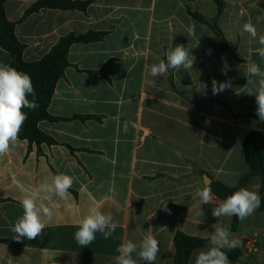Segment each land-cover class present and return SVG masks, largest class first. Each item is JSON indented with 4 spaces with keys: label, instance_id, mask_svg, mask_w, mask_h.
<instances>
[{
    "label": "crops",
    "instance_id": "obj_1",
    "mask_svg": "<svg viewBox=\"0 0 264 264\" xmlns=\"http://www.w3.org/2000/svg\"><path fill=\"white\" fill-rule=\"evenodd\" d=\"M37 1L4 4L25 62L40 60L70 34L104 36L69 48V65L48 108L57 119L38 123L55 143L20 140L0 156V264H115L119 244L132 240L139 245L149 231L160 244L155 264H175L176 233L209 240L219 222L212 209L221 200L213 194L210 204L201 205L200 216L196 190L213 181L235 186L247 173L243 137L251 130L264 132L250 115L257 104L255 95L247 94L254 86L245 76L249 63L264 70L256 52L261 46L258 38L240 35L249 21L264 34V19L256 20L264 17L262 0H221L216 24L235 54L224 51L213 31L188 13L211 20L217 14L215 0H93L84 11L45 8L21 20ZM193 22L191 35L187 28ZM177 44L196 57L192 70L169 69L152 77L149 67L166 62L165 52ZM222 58L229 66L226 75ZM11 61L0 47V64ZM213 79L232 86L214 95ZM197 82L207 84L206 95L195 91ZM59 173L76 178L68 204L55 213L43 236L17 241L11 229L23 212L20 198ZM256 183L261 185V179L253 176L245 187ZM90 207L110 212L118 227L111 238L97 233L92 244L80 247L74 239L76 221ZM231 225L232 217L221 218V226L242 241L233 249L240 256L231 264H264V212L256 209L239 220L235 231ZM250 238L257 240L256 251L245 245ZM200 249L186 264H195ZM133 257L138 259L136 253Z\"/></svg>",
    "mask_w": 264,
    "mask_h": 264
},
{
    "label": "clouds",
    "instance_id": "obj_2",
    "mask_svg": "<svg viewBox=\"0 0 264 264\" xmlns=\"http://www.w3.org/2000/svg\"><path fill=\"white\" fill-rule=\"evenodd\" d=\"M262 19L264 17H256L257 22ZM195 27V22H193L187 28V32L194 35ZM245 33L252 39L258 38L261 47L257 48L256 52L264 60V34H258L256 26L251 21L243 24L240 35L243 36ZM165 56L166 62L161 60L149 67L148 72L152 77L164 76L169 69L176 71L181 68L185 71L192 70L196 59L188 47L180 44L166 51ZM222 60L224 63L222 72L226 75L229 66L226 59L222 58ZM245 76L247 77V85L254 86L248 89L247 94L255 95L256 114L259 120L264 122V70L254 62L249 63ZM252 77L258 79L253 80ZM231 86L230 81L218 84L215 79L212 80L214 95ZM195 91L206 95L207 84L197 82ZM29 95L33 97L36 95L31 77L14 67L0 64V156H4L10 151V148L21 143L19 133L27 120V115L23 109L35 110L38 107L34 99L31 101L28 99ZM75 179L68 174H55L50 179L44 178L34 193L23 195L19 200L23 210L22 215L11 229L15 234L14 239L17 241H20L21 238L34 240L43 236L45 228L53 220L55 213L68 204L71 198L69 189L73 186ZM231 186L229 185V187ZM260 187L259 183L253 184L251 188L241 187L212 209V216L218 218L219 222L212 226L214 231L209 236L208 247L197 250L195 264H231L225 249L231 251L240 247L242 241L234 237L226 227L221 226V218L235 216L241 222L246 220L261 204ZM197 198L200 205L198 215L203 216L201 205L210 204L213 200V193L209 184L206 183L203 188L196 190L193 199ZM164 210L171 214L166 204ZM76 225L77 231L74 233V239L80 247H87L92 244L97 233H100L104 239L111 238L118 227L112 214L110 212L104 213L98 207H90L87 213L76 221ZM159 245L158 239L150 231L143 237L139 245L132 240H125L117 246L118 255L114 258L115 264H140V261L155 264L160 252ZM133 253L137 254L138 259L133 257Z\"/></svg>",
    "mask_w": 264,
    "mask_h": 264
},
{
    "label": "trees",
    "instance_id": "obj_3",
    "mask_svg": "<svg viewBox=\"0 0 264 264\" xmlns=\"http://www.w3.org/2000/svg\"><path fill=\"white\" fill-rule=\"evenodd\" d=\"M6 0H0V47L7 51L11 56V67L18 71L27 73L32 80L35 90V97L29 95L28 99L35 100L38 107L33 109L24 108L23 111L27 115V120L23 124L19 133V139L27 141L29 144L40 145L42 143L53 144L55 141L44 134L39 128L38 123L43 120L53 121L57 118L49 114L48 108L50 100L53 96L57 81L63 76L65 68L69 65L67 55L72 44L77 42H94L99 41L104 36L102 32H88L82 35H67L59 39V41L38 61L25 62L22 58L24 46L15 36V23L9 21L5 14L4 4ZM93 0H38L32 4L23 14L21 20L29 15L40 11L41 9H58V10H79L84 11ZM217 3L216 17L207 20L196 12L188 11L189 15L196 21L207 25L214 33L217 41L223 50L235 54V50L228 46L222 32L216 24V19L222 12L223 3L221 0H215ZM259 7L264 9V0L259 2ZM258 55H254L256 57ZM236 58V56H235ZM264 127L256 113L250 114ZM242 149L247 165V173L243 175L239 182L232 187L213 181L210 184L212 193L221 201L228 195L241 187H245L253 176L261 179L260 198L261 204L259 211L264 212V132L251 130L245 134L242 140ZM214 208V207H213ZM239 224V219L232 217V231H235ZM208 241L205 239L190 237L183 233H176L173 238L174 244V263L186 264L190 258L192 251L196 248L206 249ZM231 262L238 260L240 251L225 250Z\"/></svg>",
    "mask_w": 264,
    "mask_h": 264
},
{
    "label": "built area",
    "instance_id": "obj_4",
    "mask_svg": "<svg viewBox=\"0 0 264 264\" xmlns=\"http://www.w3.org/2000/svg\"><path fill=\"white\" fill-rule=\"evenodd\" d=\"M218 203L217 202L215 205H213V207H216L218 206ZM245 245L248 249L252 250V251H256L257 249V240L255 238H250L248 239L246 242H245Z\"/></svg>",
    "mask_w": 264,
    "mask_h": 264
},
{
    "label": "water",
    "instance_id": "obj_5",
    "mask_svg": "<svg viewBox=\"0 0 264 264\" xmlns=\"http://www.w3.org/2000/svg\"><path fill=\"white\" fill-rule=\"evenodd\" d=\"M240 258H242V257H240Z\"/></svg>",
    "mask_w": 264,
    "mask_h": 264
}]
</instances>
